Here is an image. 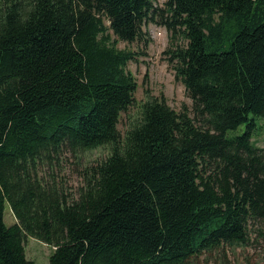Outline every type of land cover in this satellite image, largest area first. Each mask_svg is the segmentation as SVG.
Wrapping results in <instances>:
<instances>
[{
	"label": "trees",
	"instance_id": "obj_1",
	"mask_svg": "<svg viewBox=\"0 0 264 264\" xmlns=\"http://www.w3.org/2000/svg\"><path fill=\"white\" fill-rule=\"evenodd\" d=\"M150 22L187 40L165 52L193 115L148 96L123 134L137 52L118 43L147 47ZM258 115L264 0H0V264H36L29 235L54 246L48 264H187L246 245L264 231ZM102 146L74 192L59 184L66 153Z\"/></svg>",
	"mask_w": 264,
	"mask_h": 264
},
{
	"label": "rangeland",
	"instance_id": "obj_2",
	"mask_svg": "<svg viewBox=\"0 0 264 264\" xmlns=\"http://www.w3.org/2000/svg\"><path fill=\"white\" fill-rule=\"evenodd\" d=\"M167 0H155L158 7H165ZM149 44L135 41L128 43L120 41L119 48L131 49L137 52L136 59L128 63V70L137 78L138 88L135 92V104L122 113L119 128L124 134L130 120L139 114V105L148 96H164L168 104L181 111L187 109L193 115V99L190 97L186 85L175 75V70L169 62V55L165 52L173 44L185 45L187 40L182 34H174L173 30L161 23L150 22L145 27ZM255 127L252 131V139L255 144L264 147V117L253 116ZM247 125L242 124L234 130L228 131V135H238L246 131ZM110 153L108 146L91 149L74 156L66 153L67 159H61L54 167L55 177L59 184L66 187L69 192H74L81 183L78 170L86 165L96 164L106 158ZM47 167H45L46 169ZM5 221L8 225L15 223L16 218L7 202L5 207ZM258 224L251 233L249 243L246 245L226 246L223 250L207 253L199 258L191 259L187 264H264V231ZM26 254L36 264H48L50 256L54 252V246L29 235L26 238Z\"/></svg>",
	"mask_w": 264,
	"mask_h": 264
}]
</instances>
